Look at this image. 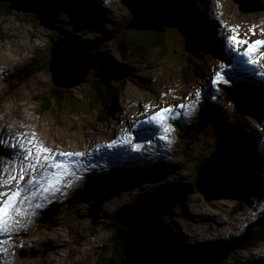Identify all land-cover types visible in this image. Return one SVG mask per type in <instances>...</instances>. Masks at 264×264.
<instances>
[{
	"label": "rangeland",
	"instance_id": "1",
	"mask_svg": "<svg viewBox=\"0 0 264 264\" xmlns=\"http://www.w3.org/2000/svg\"><path fill=\"white\" fill-rule=\"evenodd\" d=\"M81 1L97 6L92 13H83L66 0H18L17 6H10L13 13L0 16V170L12 174L21 164L26 167L24 153L12 145L22 134L30 138L34 133L37 142L53 150L57 161L70 162L79 177L72 179L71 187L51 197V202H41L38 197L42 195L38 194L24 203L15 230L0 236V240L8 241L0 245V264H111L114 234L108 224L115 214L144 194L175 187H184L183 196L156 213V226L172 234V245L165 246L168 252L164 250L161 261L185 264L193 259H186L188 252H198L204 257L193 259L191 264H264V243L250 251L232 248L252 226H264V59L254 65L246 56L244 63L227 40L234 32L250 42L264 40V9L243 13L235 0H197L178 11L217 33L218 48H209L220 57L208 50L191 53L182 22H174L166 31L167 48L159 47L132 63L121 56L115 43L101 44L100 39L115 23L129 22L145 12L142 7H152L161 0ZM59 37L71 43L94 42L91 48L98 56L126 67L103 76L105 85L119 87L113 97L105 102L98 98L94 70L82 85L62 89L64 100L54 112H41L37 99L46 101L56 88L50 60L53 41ZM246 47L242 45L240 51ZM23 77L28 81L19 86L17 80ZM229 88L242 90L262 116L251 115L253 108L240 112L238 99L231 101ZM259 102H263L262 108ZM168 107L179 115L168 121L173 130L167 139H161L164 129L147 121ZM203 109L215 114L208 127L202 118ZM235 118L240 126L233 134L234 144L231 140L226 143L251 192L249 204L240 211L235 195L208 202L196 187L198 163L216 151L221 135H231ZM189 138L190 145L185 148L184 140ZM241 141L244 146H240ZM113 142L114 146L108 147ZM69 152L85 155H57ZM42 165L36 168V180L55 178L56 170L50 166L41 170ZM42 171L45 174L39 173ZM32 175L27 173L23 186ZM0 179L5 181L0 191L7 190L8 175H0ZM111 179L118 181L114 195L103 204L94 225L89 217L91 205L96 195L109 190ZM217 183V188L225 186ZM94 185L99 188L96 193L90 191ZM11 187L15 189V181ZM109 195L106 192L103 197ZM45 202L49 203L35 208ZM44 224L46 228H41ZM148 232L157 234L155 230ZM157 244L163 247L160 238Z\"/></svg>",
	"mask_w": 264,
	"mask_h": 264
},
{
	"label": "trees",
	"instance_id": "2",
	"mask_svg": "<svg viewBox=\"0 0 264 264\" xmlns=\"http://www.w3.org/2000/svg\"><path fill=\"white\" fill-rule=\"evenodd\" d=\"M7 0H0V16L5 14L13 13V10L11 9V5L15 4L18 5V0H8V4L6 5L5 2ZM22 1V0H20ZM70 2L74 7L79 8L83 13H92L94 11V8L96 7L91 1L90 3H84V1L79 0H66ZM197 0H161L157 3V6H144V10L151 11L155 10L161 13H165L169 17V21L171 22H182V26L185 28V31L187 33V37L189 38L188 41V49L193 54L201 53V51L208 50V52H212L214 54H218L216 52L210 51L209 47L212 48H218V43H215L216 38V32H210V30L207 29V26L205 24H202L201 22H192L191 19H188L183 15L182 11H178L179 9L182 10L184 6H192L196 3ZM145 13V12H143ZM141 13V14H143ZM140 14V15H141ZM139 16V15H138ZM134 18V17H133ZM129 22H119L115 23L114 27L111 29H108L106 33L102 36V39H100L99 43L103 42H113L116 44L117 48L119 49V52L121 56L127 60V62H140L141 60L145 59L147 54L159 47L167 48V45L164 43V40L167 36V33H158L153 31H133L128 30L127 25ZM170 27V26H169ZM169 27H166V31L169 29ZM188 29V31H187ZM0 37L2 36L3 32L0 29ZM1 39V38H0ZM2 40V39H1ZM198 42L201 43V45H198ZM79 44H83L88 47L89 51H91V54L98 55L97 52L93 51V48L91 46L94 45V42L91 44H86L85 41H80ZM202 48V50H201ZM205 52V51H204ZM99 62H98V69L96 70V91L97 96L101 101H107L109 98L113 97V95L116 93V91L119 90V87L115 86H109L105 85L103 83V76L107 72H113V73H119L126 67L119 65H113L112 62L109 60V58L106 60L102 58L100 55L98 56ZM109 60V61H108ZM112 69V70H111ZM186 74H190L189 69H186ZM194 77V75L192 76ZM19 83V86L26 83L28 81V77H23L21 80H17ZM249 83V82H248ZM18 86V87H19ZM11 89L13 90L12 86L10 85ZM17 87V88H18ZM228 93L231 95V101L235 100L236 94L231 89L228 90ZM64 91L60 88L57 89V87L54 90V93H52L49 97L46 98V101H42L40 98L37 99L38 103L42 105L41 112H54L57 105L61 104V102L64 100ZM108 97V98H107ZM107 98V99H106ZM44 104V106H43ZM61 106V105H60ZM251 115L258 114L261 115L262 112L258 107L253 108V110L250 112ZM214 114L211 111L203 110L202 111V118L204 123L206 124V127L210 125L213 122ZM233 131L231 135L229 133H225V135H221V139L218 141V143L226 142V141H232L234 138L233 134L240 126V122L237 118L233 121ZM191 134V132L189 133ZM188 134V135H189ZM231 137V139H230ZM190 139L184 140L185 148H188L190 145ZM233 142V141H232ZM240 146H244V144L241 142ZM234 144V142H233ZM205 162V159L202 160L200 163H198L196 167V173L199 172L200 167ZM118 183L117 180L113 181L112 179L107 183L108 189L111 191H114V187H116V184ZM250 183L244 179L243 185L240 187L239 190L235 193V198L238 199V207L237 210H243L247 204H249V196L250 191H248L247 188H249L247 185ZM183 188L175 187L172 188V191H169L168 188H164L159 190V192H155L152 194H144L142 197L139 198L138 201H136L135 204L126 206L125 208L121 209L118 213L115 214L112 221L108 224V229H110L113 234V245H114V257L111 261V264H120V262L125 259L124 256V246L126 242L132 237V235L139 229H143L145 231L155 230L157 231V234L159 235V238L161 240V243L163 245V248L165 250V253L168 252V249L165 246H171L172 245V234L169 233V229L164 228L160 229L156 226L157 221V210L160 207H164L170 202L171 200L182 197L183 196ZM90 191L93 193H96V191H99V188L97 185L91 186ZM70 213V211H69ZM68 213V214H69ZM41 228H46V224H44ZM264 243V226L260 224H256L248 233H246L236 244L235 248L233 250H252L256 247H258L260 244ZM216 252L218 250H215ZM214 251V252H215ZM188 257L186 259H195V258H203L204 255H199L198 252H188ZM215 255H210V257H214ZM216 256H218L216 254ZM193 259L190 262H186L185 264H191ZM187 260V261H189ZM163 261V260H162ZM161 261V262H162ZM162 264H165L163 261Z\"/></svg>",
	"mask_w": 264,
	"mask_h": 264
},
{
	"label": "water",
	"instance_id": "3",
	"mask_svg": "<svg viewBox=\"0 0 264 264\" xmlns=\"http://www.w3.org/2000/svg\"><path fill=\"white\" fill-rule=\"evenodd\" d=\"M244 13L257 12L264 9L263 0H235ZM174 22L169 21L165 13L148 11L132 19L127 25L128 30L153 31L165 33L166 27ZM53 41L51 48L50 71L53 75V84L57 88L69 89L82 85L88 81L87 76L91 71L98 69L99 58L89 52L85 45L71 43L64 38ZM254 104L247 100L244 93L239 92L238 107L240 112H249ZM232 148L226 142L217 146L216 151L200 167L197 178V188L205 196L208 202L228 199L235 195L243 183L241 169L234 158ZM228 175H230L228 177ZM212 183L208 184V179ZM222 181H218V180ZM217 182L225 184L223 187H215ZM106 192L109 196L103 197ZM110 190H103L95 196L91 205L90 218L93 224H97L103 204L113 197ZM92 202V201H91ZM158 235L149 233L143 229L137 230L124 246V256L120 264H162L161 257L164 248L157 244Z\"/></svg>",
	"mask_w": 264,
	"mask_h": 264
},
{
	"label": "snow or ice",
	"instance_id": "4",
	"mask_svg": "<svg viewBox=\"0 0 264 264\" xmlns=\"http://www.w3.org/2000/svg\"><path fill=\"white\" fill-rule=\"evenodd\" d=\"M230 47L238 51L240 55L247 56L248 62L254 65L258 64L260 60L264 59V40L249 41L243 39L239 34L233 33L227 37ZM242 45L247 47L240 51ZM219 80V75L217 77ZM199 95V93H197ZM180 108H184V105H179ZM175 109L172 107L160 109L148 118V123H156L159 127L165 131V136L161 139H167V133L172 129V125L168 123L169 120L174 118ZM113 144L108 147H113ZM12 147L20 149L23 153V161L27 162L25 167L21 164L12 174H8L7 170H0V175L7 174V190L0 191V236H8L14 230L15 226L20 223L17 219L18 216L24 212V203L34 199L38 194L43 196L44 200H48L50 197H54L56 193L62 192L64 187L72 186V179H79L75 172L73 165L69 162L65 164L63 161H57L53 157V150L45 147L42 143L36 141L35 134L29 138L26 134H22L18 138V142ZM139 149V145H135ZM57 155L65 157H82L85 153H57ZM41 170L47 167H51L56 170L55 178H44L43 182H38L35 177L37 166L41 165ZM32 172V178L28 181L29 187H24V179L27 173ZM16 182V187H11L12 182ZM5 187V181L0 179V188ZM38 187V192L36 191ZM42 207L41 204H36L35 208ZM7 240H0V245L6 244Z\"/></svg>",
	"mask_w": 264,
	"mask_h": 264
},
{
	"label": "bare ground",
	"instance_id": "5",
	"mask_svg": "<svg viewBox=\"0 0 264 264\" xmlns=\"http://www.w3.org/2000/svg\"><path fill=\"white\" fill-rule=\"evenodd\" d=\"M145 4H146V3H145ZM154 6H157V5H153V7H154ZM216 53H217V52H216ZM229 56H230V58L232 59V57H233L234 55L232 56V55L230 54ZM240 56H241V58H243V59H242L243 62H244V63H247V61H246V59H245L246 56H242V55H240ZM231 59H230V63L232 62ZM233 61H234V60H233ZM233 63H234V62H233ZM244 77H245V76H244ZM242 80H243V79H242ZM245 82H250V80H248L247 78H245ZM252 83H254V82H252ZM257 86H258V85H257ZM254 88H255V87H254ZM260 90H261V89H260ZM259 92H260V91H259ZM261 98H262V93H261ZM259 101H260V100H259ZM262 101H263V99H262ZM254 103H255V102H254ZM262 103H263V102H262ZM262 103H261V102L258 103V105H259L260 108H262V106H263ZM254 105H255V104H254ZM58 156H61V155H58ZM67 158H69V157H67ZM92 164H93V163H91L90 165H92ZM81 169H82V168H81ZM39 173H41V174H45L44 171L39 172ZM36 174H37V173H36ZM45 177L47 178V176H44L39 182H42V181L44 180ZM254 180H255V178H254ZM27 183H28V182H26V183L24 184V187H26V188L29 187V185H27ZM37 197H38V196H36L35 198H37ZM41 198H42V200H41ZM41 198L38 197V199H40L41 202H44L45 200H43V196H42ZM48 200H49L50 202L53 201L51 197H50ZM48 203H49V202H45V203H43L42 207H43L44 205L48 204ZM40 208H41V207H40ZM40 208H39V209H40ZM37 209H38V208H37ZM38 211H39V210H38ZM252 227H254V226H252ZM239 240H240V239H239ZM235 246H236V245H235ZM235 246L233 245L232 248H235Z\"/></svg>",
	"mask_w": 264,
	"mask_h": 264
}]
</instances>
